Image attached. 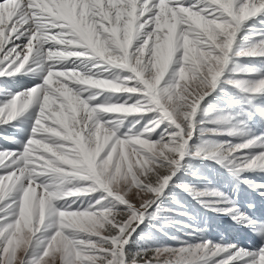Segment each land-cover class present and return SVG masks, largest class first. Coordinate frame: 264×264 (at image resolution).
Listing matches in <instances>:
<instances>
[{
  "label": "snow or ice",
  "instance_id": "obj_1",
  "mask_svg": "<svg viewBox=\"0 0 264 264\" xmlns=\"http://www.w3.org/2000/svg\"><path fill=\"white\" fill-rule=\"evenodd\" d=\"M254 120L264 0H0V264H264V221L236 203L264 199ZM177 189L258 246L206 239Z\"/></svg>",
  "mask_w": 264,
  "mask_h": 264
},
{
  "label": "rangeland",
  "instance_id": "obj_2",
  "mask_svg": "<svg viewBox=\"0 0 264 264\" xmlns=\"http://www.w3.org/2000/svg\"><path fill=\"white\" fill-rule=\"evenodd\" d=\"M236 46H239V43H237ZM17 83L30 85L32 81L28 77L21 76L17 78ZM228 87L229 86L227 85L219 86V88H223L225 90H227ZM223 95L224 93L219 92L218 89L217 92L213 93L212 97L208 98L211 101L213 107H225V102L223 99H221ZM209 110L211 112L213 108H210ZM251 127L257 134L264 132V124L258 120L252 121ZM12 134L19 135L18 132H12ZM216 139L219 141H226L230 138L225 136H219L216 137ZM5 143V141L0 139V146H3ZM192 143H197L195 138L193 139ZM192 162L205 172V174L212 180V183L215 187L220 188L223 191H228L232 187L233 182L230 175L224 172L219 167H216L215 169L209 168V165L212 163L211 161L198 160L196 158H192ZM246 175H249L250 178L253 179L259 177L258 181L264 182V175L262 174L253 175L246 173ZM176 192L179 198L185 203L187 211L191 215L196 216L197 225L204 227V236L206 239L214 242H219L222 239L227 244H238L245 248H253L258 246L259 237L254 235L253 232L250 231L248 228L236 225L227 215L204 212L187 193H184L179 189H177ZM254 194L256 193L251 192L246 186L240 185L236 194V203L244 212H246L254 220L264 221V199H261L258 195L252 197ZM249 203H252L254 207L248 208L247 205ZM164 204L165 206H171L169 201L167 200L164 201ZM174 219L189 222L185 217H174ZM143 227L144 226L141 225V228ZM257 227H260V225H257ZM172 235L181 236L183 238V234L181 232H178L176 230V227L163 226L162 230L160 231L152 230V236L155 239L162 241L166 244L174 243V241L168 239V236ZM130 250L134 251L135 246H131Z\"/></svg>",
  "mask_w": 264,
  "mask_h": 264
}]
</instances>
